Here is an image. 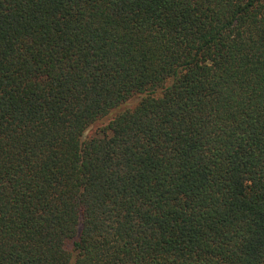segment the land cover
Here are the masks:
<instances>
[{"label":"trees","instance_id":"trees-1","mask_svg":"<svg viewBox=\"0 0 264 264\" xmlns=\"http://www.w3.org/2000/svg\"><path fill=\"white\" fill-rule=\"evenodd\" d=\"M0 264H264V0H0Z\"/></svg>","mask_w":264,"mask_h":264},{"label":"rangeland","instance_id":"rangeland-1","mask_svg":"<svg viewBox=\"0 0 264 264\" xmlns=\"http://www.w3.org/2000/svg\"><path fill=\"white\" fill-rule=\"evenodd\" d=\"M134 102H136V100L135 101H133V103ZM101 125L100 124H97V125H95V126H92L91 128H89L87 131H86V136H91V135H93L96 131H97V127H100Z\"/></svg>","mask_w":264,"mask_h":264}]
</instances>
